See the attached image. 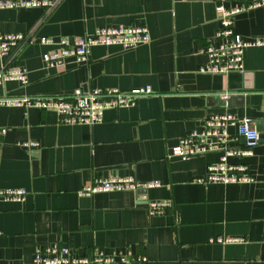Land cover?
<instances>
[{
    "label": "crops",
    "instance_id": "obj_1",
    "mask_svg": "<svg viewBox=\"0 0 264 264\" xmlns=\"http://www.w3.org/2000/svg\"><path fill=\"white\" fill-rule=\"evenodd\" d=\"M248 1L56 0L50 9H0V33L29 34L34 41L14 52L28 82H4L0 96L58 95L78 87L152 90L131 106L105 109L93 125L62 124L52 110L0 105V189L27 192L22 201L0 200V264H33L35 250L53 243L77 256L93 250L145 256V264H264V5L233 17L242 39L263 41L244 49L243 72H200L207 59L201 49L219 28L216 5ZM133 24L148 28V42L92 46L82 63L47 66L42 60L56 44H40L41 36L56 40ZM222 112L251 117L260 134L251 155L228 158L247 165L251 182H195L219 160V150L169 156L181 136ZM229 136V146H244L234 126ZM108 176L159 184L78 195L81 186ZM164 200L171 207L148 212L147 202Z\"/></svg>",
    "mask_w": 264,
    "mask_h": 264
},
{
    "label": "built area",
    "instance_id": "obj_2",
    "mask_svg": "<svg viewBox=\"0 0 264 264\" xmlns=\"http://www.w3.org/2000/svg\"><path fill=\"white\" fill-rule=\"evenodd\" d=\"M56 0H0V9H21L31 7L53 8ZM264 5V0H250L235 8H226L219 3L215 11L219 28L208 39L201 52L206 55V62L200 72L207 74H227L231 71L243 72V52L247 46L261 45L263 41H247L233 29L235 14ZM148 28L144 24L119 25L116 27H98L91 33L79 36H63L53 39L48 36L38 38L40 44H56V47L42 54L47 66H61L65 60L77 63L86 62L92 46L119 45L124 49L148 42ZM33 38L23 33H0V85L7 81L20 84L28 82L25 68L15 64L14 52L24 43H32ZM152 92L150 86L133 88L127 92L118 88H75L69 93L46 96H0V105L20 108L36 107L54 111L62 124L93 125L103 120V112L108 108L131 106L139 96ZM229 95L224 93L223 97ZM234 126L237 134L244 138L243 147L229 146V127ZM260 134L254 120L249 116H236L229 112L209 115L201 130H191L181 136L172 146L169 156L187 158L211 151H221L216 163L208 164L202 175L195 178L198 183H248L252 177L243 162H229V157L241 158L252 154V148L258 143ZM24 146H34L35 142H24ZM158 182L139 183L133 177L108 176L94 178L89 184L81 186L79 196H92L96 193L133 190L157 186ZM27 192L23 188L0 189V200L22 201ZM172 202L149 201L147 210L150 214H161L171 207ZM241 238H216L215 241H240ZM210 241H214L213 239ZM145 256L132 258L121 255H107L93 250L87 256L72 254L69 247L53 243L44 248H37L33 264H145Z\"/></svg>",
    "mask_w": 264,
    "mask_h": 264
},
{
    "label": "water",
    "instance_id": "obj_3",
    "mask_svg": "<svg viewBox=\"0 0 264 264\" xmlns=\"http://www.w3.org/2000/svg\"><path fill=\"white\" fill-rule=\"evenodd\" d=\"M229 102H230V97L224 100V104H229ZM259 141H261V139H259Z\"/></svg>",
    "mask_w": 264,
    "mask_h": 264
}]
</instances>
